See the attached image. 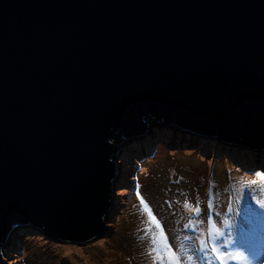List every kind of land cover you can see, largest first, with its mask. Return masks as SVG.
Returning <instances> with one entry per match:
<instances>
[{"label": "water", "instance_id": "water-1", "mask_svg": "<svg viewBox=\"0 0 264 264\" xmlns=\"http://www.w3.org/2000/svg\"><path fill=\"white\" fill-rule=\"evenodd\" d=\"M147 117L264 145V0H0V264L20 226L102 235Z\"/></svg>", "mask_w": 264, "mask_h": 264}, {"label": "rangeland", "instance_id": "rangeland-1", "mask_svg": "<svg viewBox=\"0 0 264 264\" xmlns=\"http://www.w3.org/2000/svg\"><path fill=\"white\" fill-rule=\"evenodd\" d=\"M151 122L145 138H133L120 147L112 208L102 235L86 243H67L44 236L29 225L19 227L2 249L5 264H29V260L38 264H151L147 254L150 236L143 231L147 216L140 209L137 192L160 221L169 244L177 248L183 236L180 229L185 224L197 226L207 242L211 222L220 234L228 237L224 240L216 236L217 244L225 250L238 248V239L251 236L246 229L258 226L236 229L240 222L227 216L234 210L233 206H227V201L246 208L253 199H264V180L257 177V173L264 174L263 158L243 155V159L253 160L250 171L237 161L239 152L233 149L230 150L233 154L229 153L228 146L215 139L194 136L179 140L176 135L189 134L175 126L155 123L154 119ZM142 138L151 144L150 154L139 155L137 159L132 147L135 141L142 142ZM239 148L244 147L239 144ZM205 179L211 180L207 186ZM207 193L210 196L205 199ZM186 202L193 207L198 204L199 212L189 214ZM132 223L136 228H132ZM116 232L118 238L114 237ZM123 233L128 238H122ZM192 248L191 241L185 255H190Z\"/></svg>", "mask_w": 264, "mask_h": 264}, {"label": "snow or ice", "instance_id": "snow-or-ice-1", "mask_svg": "<svg viewBox=\"0 0 264 264\" xmlns=\"http://www.w3.org/2000/svg\"><path fill=\"white\" fill-rule=\"evenodd\" d=\"M257 177L260 180H264V174L257 173ZM252 183H255L253 181ZM137 196L139 199V206L143 213L147 216V224L145 225L143 231L145 236H150V244L147 249V254L151 257V264H192L194 259L193 255H185L186 249L181 246L179 249H174V247L169 244L167 236L164 232L163 227L161 226L160 221L153 215L151 209L147 205V203L143 200V198L139 197V192H137ZM257 203H261L257 201ZM185 207L189 208L193 212H199V205L197 204L193 207L189 203H185ZM153 229H155L153 231ZM213 233L217 236L220 234L219 229L215 228L214 225L209 223V231H208V241L200 240V249L199 251L203 252L204 249L208 247L210 244V251L214 253V259L219 261V264H225V259L237 260L243 259L242 253H237L235 255H230L226 251H221L217 244L213 241ZM144 239V237H141ZM198 259L199 257H195Z\"/></svg>", "mask_w": 264, "mask_h": 264}, {"label": "clouds", "instance_id": "clouds-1", "mask_svg": "<svg viewBox=\"0 0 264 264\" xmlns=\"http://www.w3.org/2000/svg\"><path fill=\"white\" fill-rule=\"evenodd\" d=\"M148 127V126H147ZM176 127V126H175ZM147 129V128H146ZM146 133H148V130L146 131ZM144 135H145V133H143ZM150 134V133H149ZM144 135H142L144 138H145V136ZM141 136V137H142ZM132 139H128L127 141H131ZM126 141V142H127ZM226 143H230V144H233L232 145V147L233 148H228L229 150H235L236 152H239V153H241V154H243V155H247V156H249V157H259L260 155H261V157L262 158H264V148L263 147H258V148H256V149H252V148H248V147H245V146H243L244 148L242 149V148H239V144L237 143V142H233V141H230V142H228V141H225ZM148 145H149V143H148ZM122 146V145H121ZM143 146V142H139V140L138 141H135V143H134V146L132 147V149H133V151H134V149H139V148H141ZM237 148H239V150L240 151H237ZM154 155V154H153ZM238 155V154H237ZM260 157V158H261ZM244 157H241L240 156V158L237 160L238 162H239V164L240 163H242V161H245L246 162V164L248 165V164H251L252 163V161L253 160H245V159H243ZM235 169H236V167H234ZM117 174H118V170H117ZM117 174H116V178H115V181H117ZM111 208H112V205H111ZM26 226H28V225H26ZM20 227H24V226H20ZM19 228V227H18ZM17 229V228H16ZM36 230H37V228H35ZM107 229V228H106ZM155 230V229H154ZM37 231H39V232H41L44 236H48L49 238H53V237H51V236H49V235H45L41 230H37ZM106 231V230H105ZM180 231H181V233L184 235V233H183V231L180 229ZM166 233V232H165ZM63 242V241H62ZM190 247V246H189ZM189 247L187 248V251H188V249H189Z\"/></svg>", "mask_w": 264, "mask_h": 264}, {"label": "trees", "instance_id": "trees-1", "mask_svg": "<svg viewBox=\"0 0 264 264\" xmlns=\"http://www.w3.org/2000/svg\"><path fill=\"white\" fill-rule=\"evenodd\" d=\"M255 176V175H254ZM210 181L211 180H209V181H206V179H205V185L207 186V185H209L210 184ZM260 195H257V197H259ZM261 201H263V199L261 200ZM260 201V202H261ZM256 203H257V201H256V199H253L250 203H248L246 206V208H241L240 206H238L236 203H234V204H232L231 202H229V201H227V206L228 207H231V206H233L234 207V210L233 211H231V213L232 214H227V216H231V215H233L234 217L236 216V212L237 211H239V210H241V211H243V213H247L248 214V218L251 220V221H253L257 216H252V215H254L255 214V209H256ZM205 211V210H204ZM251 215V216H250ZM202 216H204V212H203V214H202ZM237 217V216H236ZM250 224L251 223H253V222H249ZM131 226H132V228H136V225H135V223H132L131 224ZM140 228H142V227H140ZM135 233V232H134ZM135 235H137V233H135ZM114 237L115 238H118V232H116L115 233V235H114ZM125 237H127V235H126V233H123L122 234V238H125ZM122 238H120L119 240H120V242L122 241ZM128 238V237H127ZM122 253V252H121ZM29 262V264H38L37 262H35L34 260H29L28 261Z\"/></svg>", "mask_w": 264, "mask_h": 264}, {"label": "bare ground", "instance_id": "bare-ground-1", "mask_svg": "<svg viewBox=\"0 0 264 264\" xmlns=\"http://www.w3.org/2000/svg\"><path fill=\"white\" fill-rule=\"evenodd\" d=\"M152 120H153V119H151L150 117L145 118V122L147 123V126H148V124H149V125H152V122H151ZM160 121H162V120H160ZM135 136H136V135H135ZM129 139H132V137L129 138ZM179 140H180V139H179ZM216 140H217V141H220L221 138L219 137V139L217 138ZM141 141L143 142V146H142L141 148H139V149H135V150H134L133 157H135V158H136L137 156H139V155H142L143 157H145V156H147L148 154H150V151H149V148H148V142H147V140L142 138ZM161 141H162V140H161ZM192 141H195V139H192ZM237 143H238V144H241L242 146L248 147V148L256 149L254 146H248V145L243 144V143H240V142H237ZM226 150L229 151V153L233 154L228 148H226ZM238 155L241 156V157H243V154H241V153H239ZM111 205H112V201H111ZM165 234H166V233H165ZM166 236H167V234H166ZM190 254L192 255L191 252H190ZM194 258H195V257H194ZM192 264H196V260H195V259H193Z\"/></svg>", "mask_w": 264, "mask_h": 264}]
</instances>
